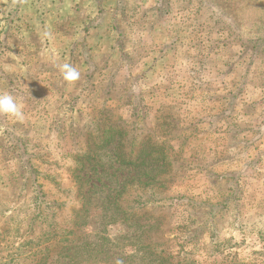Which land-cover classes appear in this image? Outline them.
Masks as SVG:
<instances>
[{
  "label": "rangeland",
  "instance_id": "rangeland-1",
  "mask_svg": "<svg viewBox=\"0 0 264 264\" xmlns=\"http://www.w3.org/2000/svg\"><path fill=\"white\" fill-rule=\"evenodd\" d=\"M0 93V264H264V0H0Z\"/></svg>",
  "mask_w": 264,
  "mask_h": 264
},
{
  "label": "trees",
  "instance_id": "trees-1",
  "mask_svg": "<svg viewBox=\"0 0 264 264\" xmlns=\"http://www.w3.org/2000/svg\"><path fill=\"white\" fill-rule=\"evenodd\" d=\"M172 117V114L170 115V118ZM168 124H172V128H175L179 125V122L178 120H174L173 118H171L170 122ZM180 126V125H179ZM125 130L123 129V127H120V133H118V135H122V133L124 132ZM173 136H171L172 138ZM122 137H117V138H113V140L116 142L114 145H115V152H114V155L116 157V159L119 161V164L123 167H140V166H144V165H148L145 160H141L139 157V154L145 150V146H144V143H141V147H144L141 151L139 150L138 152V155L137 157L134 156V149L133 147L128 149V147L124 145L123 141L121 140ZM170 138V139H171ZM106 141L104 140L103 141V144L105 143ZM102 146V144H101ZM140 147V148H141ZM150 148H152V146H150ZM161 148H164V147H160L155 153H151L152 151H150V153L152 155L156 154L155 157H152V159L155 161V162H158L160 163L162 169H158L160 171L161 176H162V179H157V175L159 174V172H157L156 174L154 175H151V176H148V179L150 180H159L158 182L160 184H165L167 182V179L166 176H165V173H163L164 171H161V170H165L167 169V165H168V149L166 148L165 151H163ZM141 160V161H140ZM149 161V160H148ZM154 166V165H153ZM166 166V168H165ZM165 168V169H164ZM169 170L168 172L170 173L171 172V169H172V164L168 167ZM161 178V177H160ZM144 185H147L148 182L145 180L142 182ZM126 184L125 183V180H122L120 183H119V190L116 192L117 194H115V196H119L122 194L123 190L125 189L126 187ZM93 186H97L95 184H93ZM164 198L161 199V201H163ZM143 203V202H142ZM121 210H124L123 208H121ZM125 212V210H124ZM158 240V239H157ZM161 244L160 240L159 241H154V242H148L147 243V246L149 245H153V246H159Z\"/></svg>",
  "mask_w": 264,
  "mask_h": 264
},
{
  "label": "clouds",
  "instance_id": "clouds-1",
  "mask_svg": "<svg viewBox=\"0 0 264 264\" xmlns=\"http://www.w3.org/2000/svg\"><path fill=\"white\" fill-rule=\"evenodd\" d=\"M61 71L64 79L70 83L77 81L80 77V72L67 63L61 66ZM0 114L13 117L17 120L24 119L21 104L13 95L8 93H0Z\"/></svg>",
  "mask_w": 264,
  "mask_h": 264
},
{
  "label": "crops",
  "instance_id": "crops-1",
  "mask_svg": "<svg viewBox=\"0 0 264 264\" xmlns=\"http://www.w3.org/2000/svg\"><path fill=\"white\" fill-rule=\"evenodd\" d=\"M103 6V5H102ZM99 11H100V6H99ZM99 11H98V13H99ZM101 13V12H100ZM93 20V21H92ZM92 20L87 24V27L86 28H84V33L86 32V30H88V32H91L90 31V29L92 30V29H95V30H98L99 31V34H102L103 35V38L102 39H105V38H107L106 37V34H105V32H107V28H106V25L105 24H103V21H101L102 19L101 18H99V20L98 21H101V23L100 24H97V26H94L95 24H94V18H92ZM102 27V28H101ZM97 28V29H96ZM109 30H110V28H109ZM80 32H82V31H80V30H75L74 32H72V33H70V35H68L69 37H71V38H76V36L80 33ZM83 33V32H82ZM99 37V40H101V37L100 36H98ZM70 38V39H71ZM71 41V40H70ZM26 42H28V41H26ZM21 46V44L19 43L18 45H17V47L19 48ZM107 52V51H106ZM82 61V60H81ZM68 64H70V63H68ZM72 65V64H71ZM77 66V68L79 67V65L77 64L76 65ZM76 66H75V68H76ZM215 112H217V111H215Z\"/></svg>",
  "mask_w": 264,
  "mask_h": 264
}]
</instances>
